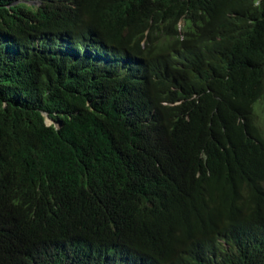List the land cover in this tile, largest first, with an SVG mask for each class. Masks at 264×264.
<instances>
[{"label":"trees","instance_id":"16d2710c","mask_svg":"<svg viewBox=\"0 0 264 264\" xmlns=\"http://www.w3.org/2000/svg\"><path fill=\"white\" fill-rule=\"evenodd\" d=\"M15 1L0 0V264H125L135 251L133 264H264V195L211 221L201 187L174 174L187 140L172 145L197 130L202 150L210 120L263 96L264 0H198L201 37L132 95L122 55L91 42L75 58L77 29Z\"/></svg>","mask_w":264,"mask_h":264},{"label":"clouds","instance_id":"9594fccd","mask_svg":"<svg viewBox=\"0 0 264 264\" xmlns=\"http://www.w3.org/2000/svg\"><path fill=\"white\" fill-rule=\"evenodd\" d=\"M25 1L26 12L38 10L39 14L59 18L62 31L78 30L67 45L75 58L93 55L91 42L107 57L112 58L114 53L122 55L123 73L130 70L132 75L121 76L119 80L126 95L149 83L153 66L156 75L167 63L175 62L180 51L193 44L204 31V24L193 10L198 0H174L165 8L159 7L157 0H93L91 4L83 0ZM159 57L167 60L162 62ZM261 88L263 96L254 106L246 110L233 106L216 121L210 120L209 129L199 135L204 144L202 150L196 148L197 130L192 137H183L181 144L172 143L173 148L182 150L187 140L186 155H179L174 174L191 177L201 187L196 196H202L206 209L203 213L211 221L237 216L249 199L264 195V80ZM135 96L142 98L143 93ZM49 118L48 124L55 122L58 126L61 121L50 115ZM160 203H164L163 198L157 196L149 201L158 213L165 215L167 209ZM124 217L120 206L109 217L120 236L128 228L123 226ZM140 259L143 261L140 252H130L125 264L138 263Z\"/></svg>","mask_w":264,"mask_h":264},{"label":"water","instance_id":"95a60500","mask_svg":"<svg viewBox=\"0 0 264 264\" xmlns=\"http://www.w3.org/2000/svg\"><path fill=\"white\" fill-rule=\"evenodd\" d=\"M46 114H47V116H46V117H47L46 120H47V122H50V121H49V119H50V118H49V114H48V113H46ZM58 126H61V121H60V120L58 121Z\"/></svg>","mask_w":264,"mask_h":264}]
</instances>
